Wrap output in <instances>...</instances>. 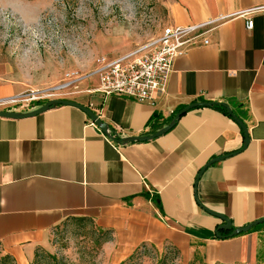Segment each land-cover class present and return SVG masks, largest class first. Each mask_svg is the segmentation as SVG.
Listing matches in <instances>:
<instances>
[{
  "label": "crops",
  "instance_id": "crops-1",
  "mask_svg": "<svg viewBox=\"0 0 264 264\" xmlns=\"http://www.w3.org/2000/svg\"><path fill=\"white\" fill-rule=\"evenodd\" d=\"M261 6L264 0H173L168 25L228 17L176 59L164 94L154 102L105 98L89 91L99 85L95 78L77 81L64 97L88 106L121 137L151 135L191 103L226 102L247 125L246 148L241 125L214 105L190 109L156 138L128 143L71 105L0 116V245L16 264H31L37 247L72 218L110 233L114 264L144 246L171 247L182 264L196 253L205 264L255 259L259 232L218 238L224 222L205 208L234 228L264 217V9L243 14ZM20 92L0 87V99ZM232 152L207 167L196 189L201 169Z\"/></svg>",
  "mask_w": 264,
  "mask_h": 264
},
{
  "label": "rangeland",
  "instance_id": "rangeland-1",
  "mask_svg": "<svg viewBox=\"0 0 264 264\" xmlns=\"http://www.w3.org/2000/svg\"><path fill=\"white\" fill-rule=\"evenodd\" d=\"M172 1L0 0V87L21 91L14 95L19 96L58 86L68 72L90 73L99 58L123 55L159 37ZM261 225L255 259L237 264H264ZM109 238L93 220L72 218L37 247L31 264H114ZM10 256L0 245V264H16ZM133 256L126 264H182L166 246H144ZM191 264H205L200 253Z\"/></svg>",
  "mask_w": 264,
  "mask_h": 264
},
{
  "label": "built area",
  "instance_id": "built-area-1",
  "mask_svg": "<svg viewBox=\"0 0 264 264\" xmlns=\"http://www.w3.org/2000/svg\"><path fill=\"white\" fill-rule=\"evenodd\" d=\"M264 6L243 12L244 15L263 10ZM228 16H219L207 22L189 26L167 25L161 35L148 43L123 55L97 60L96 68L87 74L79 71L68 72L62 84L46 90H30L25 94L0 99V108L12 107L18 110L30 108L35 102L64 98L72 86L81 79L98 78V87L90 92H101L105 98L120 96L137 101L154 102L158 95L167 91L170 76L177 58L187 54L199 43V38L216 29ZM254 27V19L248 18L247 28ZM209 44V38L203 40Z\"/></svg>",
  "mask_w": 264,
  "mask_h": 264
},
{
  "label": "water",
  "instance_id": "water-1",
  "mask_svg": "<svg viewBox=\"0 0 264 264\" xmlns=\"http://www.w3.org/2000/svg\"><path fill=\"white\" fill-rule=\"evenodd\" d=\"M219 102H205V101H201V102H194L191 103L189 105H187L185 108H183L182 110H180L175 119L172 120L167 126L159 129L158 131H156L155 133L148 135V136H124L121 137L119 136L118 133H114L111 131V128L109 126V124L105 121H103L101 118L98 117V115L91 110L88 106L81 104L80 102H77L75 100H71V99H64V98H56V99H52L47 101L45 104L39 106L38 108H35L33 110L27 111V112H19V111H7V110H0V116H4V117H10V118H23V117H29V116H35L37 114H40L52 107H55L57 105H71V106H75L80 108L81 110L85 111L91 118L92 120L114 141L119 142V143H128V142H133V141H144V140H149V139H153L156 138L166 132H168L170 129H172L175 124L177 123V121L181 118L182 115H184L187 111H189L192 108L195 107H199V106H212V105H216ZM222 106H224L228 113L241 125L242 129L244 130V134H245V139H244V146L243 148H246L249 144L250 138H249V133H248V128L247 125L244 123V121L233 111V109L229 106V104H227L226 102H221L220 103ZM236 152H232L229 154H225V155H221L218 156L216 158H213L212 160H210L208 162L207 165H205L201 171L199 172L196 182H195V187L197 189L198 187V182L201 178V176L203 175V173L205 172V170L207 169L208 166H210L211 164L224 160L227 157H229L230 155H234ZM205 208V207H204ZM207 211H209L211 214L218 216L219 218H221L223 220L224 223L218 225V227L215 230L216 236L218 238H223L224 235L221 233L222 231H229L230 229H232L233 227V222L224 214L209 210L207 208H205ZM264 223V217L260 218L258 220H255L253 222H250L249 224L245 225V226H239L234 228L229 234V237L232 236H236L242 233H247L250 230H252L255 226Z\"/></svg>",
  "mask_w": 264,
  "mask_h": 264
},
{
  "label": "trees",
  "instance_id": "trees-1",
  "mask_svg": "<svg viewBox=\"0 0 264 264\" xmlns=\"http://www.w3.org/2000/svg\"><path fill=\"white\" fill-rule=\"evenodd\" d=\"M215 107H218V108H220L222 111H224L225 113H228V111H227V109L224 107V106H222L220 103H217L216 105H214ZM261 227H263V225H261V224H259V225H257V226H255L252 230H250L249 232H247V233H251V232H255V231H258L259 229H261ZM234 229V227H232V229H230L229 231H222L221 233L224 235V237L223 238H229V236H228V234L232 231ZM243 234V233H242ZM110 239V238H109ZM109 239H108V241H109ZM197 254V253H196ZM196 254H195V257H196ZM11 257V256H10ZM195 257H194V259H195ZM202 258V257H201ZM194 261V260H193ZM192 261V262H193ZM191 262V263H192Z\"/></svg>",
  "mask_w": 264,
  "mask_h": 264
}]
</instances>
